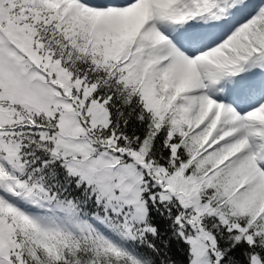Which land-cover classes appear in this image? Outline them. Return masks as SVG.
Here are the masks:
<instances>
[{
  "label": "snow or ice",
  "instance_id": "snow-or-ice-1",
  "mask_svg": "<svg viewBox=\"0 0 264 264\" xmlns=\"http://www.w3.org/2000/svg\"><path fill=\"white\" fill-rule=\"evenodd\" d=\"M0 264H264V0H0Z\"/></svg>",
  "mask_w": 264,
  "mask_h": 264
}]
</instances>
